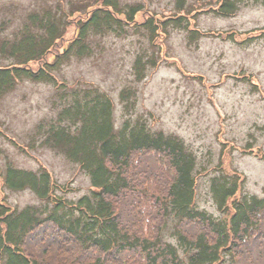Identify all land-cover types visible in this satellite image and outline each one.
Here are the masks:
<instances>
[{
	"label": "trees",
	"instance_id": "16d2710c",
	"mask_svg": "<svg viewBox=\"0 0 264 264\" xmlns=\"http://www.w3.org/2000/svg\"><path fill=\"white\" fill-rule=\"evenodd\" d=\"M192 2L223 18L250 4L264 6V0ZM189 6L178 0V12L165 16L140 2L82 0L30 12L10 35L11 22L0 24V99L27 81L54 86L57 114L38 125L37 142L77 164L91 181L90 194L70 201L66 194L74 189L58 184L46 168L0 171V264H264V199L239 197L240 176L215 168L210 192L219 216L199 209L197 177L206 170L198 172L196 155L179 137L152 131L129 113L130 89L120 95L125 113L118 125L106 92L71 88L56 77L73 59L92 57L99 38L134 33L147 35L156 55H137L134 75L142 83L169 58L171 31L200 39L198 11ZM141 166L146 173L138 172ZM24 191L42 206L8 204L7 192ZM170 221L177 225V246L164 240Z\"/></svg>",
	"mask_w": 264,
	"mask_h": 264
},
{
	"label": "rangeland",
	"instance_id": "374dc122",
	"mask_svg": "<svg viewBox=\"0 0 264 264\" xmlns=\"http://www.w3.org/2000/svg\"><path fill=\"white\" fill-rule=\"evenodd\" d=\"M79 1L0 0V24L5 19L11 22L6 32L10 35L21 27L27 13ZM120 1L140 2L165 16L178 12V0ZM188 2L189 9L198 11L194 16H198L195 26L200 39L194 42L189 32L173 30L164 50L169 58L164 54L165 61L150 70L142 83L135 79V58L146 50L149 56L156 55L147 35L134 33L99 38L91 58L73 59L56 77L71 88L95 86L108 93L119 124L123 116L120 94L130 89L129 113L148 121L152 131L183 140L197 156L198 172L220 165L244 179L239 197L264 198V6H244L237 16L226 19L212 14L209 7L201 9ZM57 94L54 86L27 82L0 99V171L9 165L30 171L46 168L58 184L73 186L74 192L66 197L76 200L91 192L90 178L64 155L39 146L36 137L38 125L57 114ZM146 171L138 167L140 174ZM214 173L199 177L197 206L218 216L210 194ZM7 201L18 209L42 206L30 191L8 192ZM176 226L168 223L167 243L177 245Z\"/></svg>",
	"mask_w": 264,
	"mask_h": 264
}]
</instances>
